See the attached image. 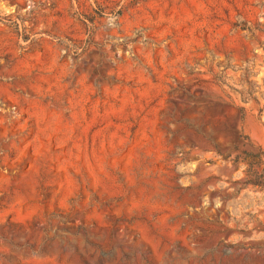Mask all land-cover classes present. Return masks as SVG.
I'll return each mask as SVG.
<instances>
[{
  "label": "rangeland",
  "instance_id": "rangeland-1",
  "mask_svg": "<svg viewBox=\"0 0 264 264\" xmlns=\"http://www.w3.org/2000/svg\"><path fill=\"white\" fill-rule=\"evenodd\" d=\"M0 264H264V0H0Z\"/></svg>",
  "mask_w": 264,
  "mask_h": 264
}]
</instances>
